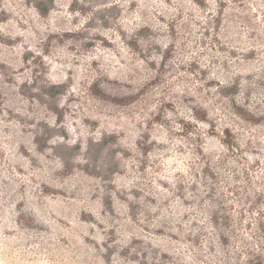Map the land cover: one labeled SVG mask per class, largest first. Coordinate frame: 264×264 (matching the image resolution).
Wrapping results in <instances>:
<instances>
[{
  "label": "rangeland",
  "instance_id": "rangeland-1",
  "mask_svg": "<svg viewBox=\"0 0 264 264\" xmlns=\"http://www.w3.org/2000/svg\"><path fill=\"white\" fill-rule=\"evenodd\" d=\"M0 264H264V0H0Z\"/></svg>",
  "mask_w": 264,
  "mask_h": 264
},
{
  "label": "trees",
  "instance_id": "trees-1",
  "mask_svg": "<svg viewBox=\"0 0 264 264\" xmlns=\"http://www.w3.org/2000/svg\"><path fill=\"white\" fill-rule=\"evenodd\" d=\"M225 142H226L227 144H230V143H231V141H229V140H226Z\"/></svg>",
  "mask_w": 264,
  "mask_h": 264
}]
</instances>
